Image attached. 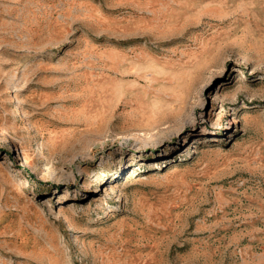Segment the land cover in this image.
Segmentation results:
<instances>
[{"label": "rangeland", "instance_id": "1", "mask_svg": "<svg viewBox=\"0 0 264 264\" xmlns=\"http://www.w3.org/2000/svg\"><path fill=\"white\" fill-rule=\"evenodd\" d=\"M0 264H264V0H0Z\"/></svg>", "mask_w": 264, "mask_h": 264}, {"label": "bare ground", "instance_id": "2", "mask_svg": "<svg viewBox=\"0 0 264 264\" xmlns=\"http://www.w3.org/2000/svg\"><path fill=\"white\" fill-rule=\"evenodd\" d=\"M136 171L131 172L129 179H136L138 175H135Z\"/></svg>", "mask_w": 264, "mask_h": 264}]
</instances>
